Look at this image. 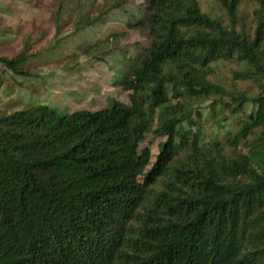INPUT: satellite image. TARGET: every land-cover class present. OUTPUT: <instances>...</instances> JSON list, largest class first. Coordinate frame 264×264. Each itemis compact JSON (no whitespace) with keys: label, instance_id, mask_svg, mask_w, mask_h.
<instances>
[{"label":"trees","instance_id":"16d2710c","mask_svg":"<svg viewBox=\"0 0 264 264\" xmlns=\"http://www.w3.org/2000/svg\"><path fill=\"white\" fill-rule=\"evenodd\" d=\"M213 1L222 17L142 0L123 19L147 39L113 70L125 101L0 112V264H264V0ZM26 59L0 66L27 77ZM202 99L233 129L205 131Z\"/></svg>","mask_w":264,"mask_h":264},{"label":"rangeland","instance_id":"374dc122","mask_svg":"<svg viewBox=\"0 0 264 264\" xmlns=\"http://www.w3.org/2000/svg\"><path fill=\"white\" fill-rule=\"evenodd\" d=\"M141 1L0 0V55L10 57L24 50L27 54L24 64L29 71L24 77L0 66V112L35 103L70 111L94 109L109 97L125 101L126 92L111 85L113 70L120 66L118 60L122 51L132 53L147 44L140 29L127 28L123 23ZM198 2L201 11L223 16L215 1ZM248 9L249 3L244 1L241 10L247 12ZM97 15L100 18L94 24L85 29L75 28L80 18L94 19ZM88 44L98 46L86 53L83 47ZM112 50L113 53H109ZM102 58L103 62L98 61ZM231 67L227 63L216 64V79L228 82ZM208 103L209 99H202L193 105L203 110L205 131L220 136L226 129H233L232 118L211 123ZM155 125L156 121L153 128ZM160 140L147 133L140 143V146H148L151 159Z\"/></svg>","mask_w":264,"mask_h":264}]
</instances>
